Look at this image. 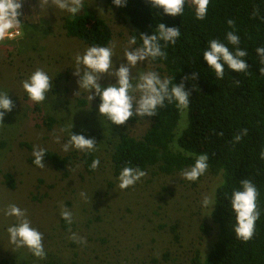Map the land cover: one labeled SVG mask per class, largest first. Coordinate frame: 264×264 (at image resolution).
<instances>
[{
  "label": "rangeland",
  "instance_id": "1",
  "mask_svg": "<svg viewBox=\"0 0 264 264\" xmlns=\"http://www.w3.org/2000/svg\"><path fill=\"white\" fill-rule=\"evenodd\" d=\"M14 1L22 34L0 39V258L187 264L196 250L205 254L215 237L209 212L219 175L149 167L115 177L111 168L108 139L139 137L150 125L128 121L124 111L129 105L137 111V102L153 95L152 79L165 78L135 44L131 24L105 0ZM73 10L110 26L104 48L65 34L63 21ZM47 116L55 118L50 127ZM186 122L183 109L172 146ZM87 147L96 155L91 173L81 160ZM44 150L71 156L65 172L42 158ZM203 219L213 229L201 237Z\"/></svg>",
  "mask_w": 264,
  "mask_h": 264
},
{
  "label": "trees",
  "instance_id": "2",
  "mask_svg": "<svg viewBox=\"0 0 264 264\" xmlns=\"http://www.w3.org/2000/svg\"><path fill=\"white\" fill-rule=\"evenodd\" d=\"M197 1L105 0L131 24L143 56L165 74L152 79L153 95L137 102V111L131 105L124 111L128 121L150 125L139 137L108 139L111 168L115 177L139 176L149 167L219 175L209 212L214 240L187 264H264V0ZM63 29L94 48L111 39L110 26L87 12L73 10ZM183 109L187 122L172 146ZM54 122L43 119L47 127ZM42 158L61 172L71 162L50 150ZM81 160L91 173L95 150L83 149ZM5 182L12 185L9 173ZM212 229L206 219L199 224L201 237ZM0 264L30 263L0 258Z\"/></svg>",
  "mask_w": 264,
  "mask_h": 264
},
{
  "label": "built area",
  "instance_id": "3",
  "mask_svg": "<svg viewBox=\"0 0 264 264\" xmlns=\"http://www.w3.org/2000/svg\"><path fill=\"white\" fill-rule=\"evenodd\" d=\"M22 34L19 11L14 0H0V39L14 40Z\"/></svg>",
  "mask_w": 264,
  "mask_h": 264
}]
</instances>
